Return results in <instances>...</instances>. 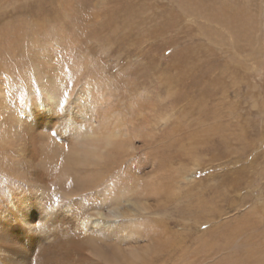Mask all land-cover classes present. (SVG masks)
I'll return each mask as SVG.
<instances>
[{"label":"rangeland","instance_id":"374dc122","mask_svg":"<svg viewBox=\"0 0 264 264\" xmlns=\"http://www.w3.org/2000/svg\"><path fill=\"white\" fill-rule=\"evenodd\" d=\"M53 80L60 113L99 141L114 133L122 165L101 170L115 193L180 220L179 264H264V227L246 212L264 208V0H0V89L24 102Z\"/></svg>","mask_w":264,"mask_h":264},{"label":"bare ground","instance_id":"6f19581e","mask_svg":"<svg viewBox=\"0 0 264 264\" xmlns=\"http://www.w3.org/2000/svg\"><path fill=\"white\" fill-rule=\"evenodd\" d=\"M56 81L43 97L34 92L24 102L0 89V114L10 118L5 129L0 122V175L7 183L22 180L9 186L0 178V264H164L170 254L174 258L168 261L179 264L180 220L145 218L147 201L122 198L126 190L115 193L114 179L103 178L101 170L104 162L110 169L122 165L107 147L114 133L99 141L83 120L61 114L66 99ZM57 126L62 132L57 139L43 136ZM22 164L27 169L23 177ZM104 179L102 189L90 197L83 194L86 186ZM52 184L60 187L52 189ZM133 204L138 213L131 212ZM246 212L264 227L261 205L252 204ZM261 257L264 263V245Z\"/></svg>","mask_w":264,"mask_h":264}]
</instances>
